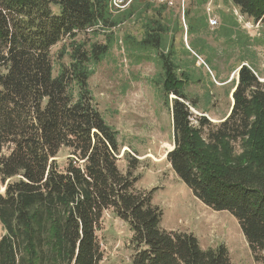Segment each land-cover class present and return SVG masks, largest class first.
Segmentation results:
<instances>
[{"label":"trees","instance_id":"1","mask_svg":"<svg viewBox=\"0 0 264 264\" xmlns=\"http://www.w3.org/2000/svg\"><path fill=\"white\" fill-rule=\"evenodd\" d=\"M230 1L264 21V0ZM183 16L185 29L180 11L159 0H132L119 11L111 0H0V264H103L98 228L110 210L132 231L131 264H237L224 244L203 248L193 233L161 226L156 187H137L139 157L125 151L127 170L119 167V131L90 84L114 46L131 63L154 62L152 82L173 121L166 161L194 196L237 218L264 264V80L244 57L230 114L221 122L195 114L200 99L188 88L200 81L196 59L204 55L212 69L216 50L201 37L209 30L198 29L210 27L208 15L184 8ZM125 23L141 34H121ZM184 30L191 48L178 49ZM227 35L248 49L264 44V32L228 27ZM65 37L55 72L51 49Z\"/></svg>","mask_w":264,"mask_h":264},{"label":"rangeland","instance_id":"2","mask_svg":"<svg viewBox=\"0 0 264 264\" xmlns=\"http://www.w3.org/2000/svg\"><path fill=\"white\" fill-rule=\"evenodd\" d=\"M171 1L173 4H169L173 9L180 11L184 29V8H190L192 12L199 10L207 14L208 18L215 16L219 20L215 27H205L200 23L198 29L209 30L202 32L201 37L213 45L216 55L212 59V69L204 62V55L197 56V76L200 81L191 85L188 91L200 99V108L192 106L195 114H204L214 122H221L232 107L233 79L239 80V74L234 69L244 57L254 63L261 79L264 80V44L255 43L248 49L242 44L228 40L227 28L240 27L250 36H255L264 32V21L256 22L240 14L230 0H209L203 6L201 0ZM234 17L238 21L237 25ZM126 30L132 34H141L138 26L133 23L123 24L120 33ZM67 38L51 49L55 72L58 70V54L61 47L67 43ZM190 39L186 31L184 34L180 32L176 35L174 45L178 49L183 44L191 48ZM113 48L105 60L95 67L90 84L96 95L98 108L106 121L119 131L123 146L119 155V167L123 171L127 170L125 151L141 159L142 163L136 171V174H140L137 187L147 190L156 187L153 202L164 212L162 227L170 231L172 229L193 233L203 248H215L224 244L231 259L237 264H262L263 262L255 260L237 218L227 210H214L194 196L166 161L167 151L174 144L173 121L171 107L166 106L161 90L152 82L158 70L154 62L131 63L124 48ZM206 95L210 97L208 104L205 101ZM170 97H175V94ZM68 152L67 148H63L58 154L61 169L68 159ZM4 189L0 177V192ZM104 214L98 228L104 252L103 264H131L132 231L128 223L111 210ZM4 233L0 222V238Z\"/></svg>","mask_w":264,"mask_h":264},{"label":"built area","instance_id":"3","mask_svg":"<svg viewBox=\"0 0 264 264\" xmlns=\"http://www.w3.org/2000/svg\"><path fill=\"white\" fill-rule=\"evenodd\" d=\"M132 0H111V6L115 11H119V9H125L127 8ZM159 1H168L171 5L173 4V1L171 0H159ZM209 24L211 27H215L219 24V20L215 16L209 17Z\"/></svg>","mask_w":264,"mask_h":264},{"label":"water","instance_id":"4","mask_svg":"<svg viewBox=\"0 0 264 264\" xmlns=\"http://www.w3.org/2000/svg\"><path fill=\"white\" fill-rule=\"evenodd\" d=\"M238 78H239V76H238ZM237 84H238V80H237V83H236L235 87L233 88V92H232V97H233L232 99H233V102H232V104H231L232 107H231V109H230V111H229L228 114H230V112L232 111L233 106H234V104H233V103H234V96H233V93H234V91L236 90L235 88H236ZM173 147H174V144H173V146H172L170 149H168V151L171 150ZM168 151H167V155H168Z\"/></svg>","mask_w":264,"mask_h":264}]
</instances>
